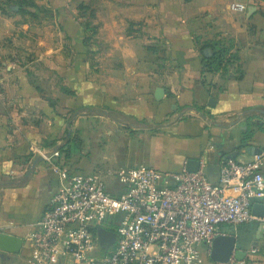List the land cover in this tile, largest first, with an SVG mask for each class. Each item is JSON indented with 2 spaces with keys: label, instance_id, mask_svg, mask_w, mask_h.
<instances>
[{
  "label": "crops",
  "instance_id": "0c3cea01",
  "mask_svg": "<svg viewBox=\"0 0 264 264\" xmlns=\"http://www.w3.org/2000/svg\"><path fill=\"white\" fill-rule=\"evenodd\" d=\"M94 1H67L62 48L42 64L51 77L35 85L21 70L9 79L25 104L9 114L13 131L0 126V234L23 244L17 253L0 245V264H34L29 238L65 184L61 172H101L112 189L118 168L181 171L193 159L218 183L225 160L264 152V0H102L98 10ZM16 21L0 13V48ZM220 39L237 61L208 71L214 51L205 44ZM234 241L231 253L256 247L251 257L264 264L262 220L240 224Z\"/></svg>",
  "mask_w": 264,
  "mask_h": 264
},
{
  "label": "built area",
  "instance_id": "2783aa9c",
  "mask_svg": "<svg viewBox=\"0 0 264 264\" xmlns=\"http://www.w3.org/2000/svg\"><path fill=\"white\" fill-rule=\"evenodd\" d=\"M263 166L264 152L250 162L225 160L218 183L202 169L121 167L112 174L117 184L112 189L101 172H61L65 184L29 238L31 259L34 264H203L217 237L236 236L240 224L255 219L264 224V216L253 213L255 203H264ZM99 228L114 232L115 241L102 244ZM258 252L253 247L244 258L232 252L217 264H260L251 257Z\"/></svg>",
  "mask_w": 264,
  "mask_h": 264
},
{
  "label": "rangeland",
  "instance_id": "374dc122",
  "mask_svg": "<svg viewBox=\"0 0 264 264\" xmlns=\"http://www.w3.org/2000/svg\"><path fill=\"white\" fill-rule=\"evenodd\" d=\"M5 1L9 2V0ZM33 1L36 2L38 8H31L30 13L16 14V12L9 13V10L0 12L7 17L13 15L17 20L16 22L20 24L17 32L15 31L13 35L11 34L5 38L3 48H0V126L10 132L13 131L12 126H15V124L14 115L9 114L21 110V108L23 109L25 102L13 100L16 97V92L9 86V79L12 77L18 78L20 76L19 72L22 70L27 72L29 80L36 85L40 78L53 75L42 64L44 62L45 64L46 62L52 64L55 57H57L55 50L62 48L58 24L60 21L62 23L65 21L63 19V14H66L65 8L70 11L67 7L68 0ZM91 5L96 10L101 9L102 0H96ZM71 12H76L74 5H72ZM77 13L82 14L80 9ZM53 55L55 57H52ZM9 66H11L10 69ZM15 70L18 71L15 72ZM67 137L68 135L63 139ZM69 141L74 144L73 146H78L80 140L79 137L70 135ZM88 150L92 154L95 149L93 150L90 145ZM93 154L96 156L97 151ZM114 182L116 181L114 180ZM227 239L228 247H230L234 239L232 236H228Z\"/></svg>",
  "mask_w": 264,
  "mask_h": 264
},
{
  "label": "water",
  "instance_id": "95a60500",
  "mask_svg": "<svg viewBox=\"0 0 264 264\" xmlns=\"http://www.w3.org/2000/svg\"><path fill=\"white\" fill-rule=\"evenodd\" d=\"M163 94L162 89H158L156 96L160 97ZM200 168V162L196 160H188L186 169L189 171H198ZM253 213L257 217L264 216V204L255 203L253 206ZM120 216L117 215L116 218ZM228 236H219L213 242V252L212 257L218 261H225L230 256L231 251L236 244L233 240V243L228 247ZM234 239V236H232ZM99 238L100 242L104 245H110L115 241L116 234L112 231L106 230L104 228H99ZM235 243V244H234ZM23 240L19 237L12 236L9 234L2 233L0 234V245L3 250L17 253L21 250Z\"/></svg>",
  "mask_w": 264,
  "mask_h": 264
},
{
  "label": "trees",
  "instance_id": "16d2710c",
  "mask_svg": "<svg viewBox=\"0 0 264 264\" xmlns=\"http://www.w3.org/2000/svg\"><path fill=\"white\" fill-rule=\"evenodd\" d=\"M4 4L1 8L4 11L16 12L20 14L30 13L31 8H38L37 4L33 0H9L0 2V5ZM10 6V9H9ZM18 6V10L16 7ZM79 9L81 13H86V6L84 2L79 4ZM87 27L89 23L87 22ZM88 40L90 39L87 38ZM206 46H209L213 49V55L210 58L205 57L204 66L208 71H218L220 69H225L228 65L233 64L237 61V56L230 52V46H228L223 40H215L210 43H206ZM153 49V48H152ZM156 51V50H154Z\"/></svg>",
  "mask_w": 264,
  "mask_h": 264
}]
</instances>
